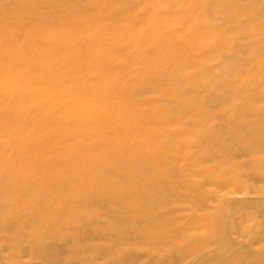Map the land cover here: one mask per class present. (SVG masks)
Returning a JSON list of instances; mask_svg holds the SVG:
<instances>
[{
	"label": "bare ground",
	"instance_id": "6f19581e",
	"mask_svg": "<svg viewBox=\"0 0 264 264\" xmlns=\"http://www.w3.org/2000/svg\"><path fill=\"white\" fill-rule=\"evenodd\" d=\"M242 1L244 0H209V4H205L200 0H174L164 6L166 11L163 10L164 7L161 10L158 8L159 12L154 16V20L160 25L161 35L151 32L153 30L148 26L140 27L139 30L145 31L146 38L155 42L164 37L168 51L162 54L160 50L147 53L153 66L158 69L147 68L145 77L159 80V74L162 72L160 70L164 66H170L172 78L179 81L184 77L186 83L191 85L192 79L188 70L190 66H196L198 54L205 51L206 57L210 58L216 50L214 45L218 39L215 37L217 33L211 21L206 19L208 11L214 10L220 20H223L228 13V7H232L230 14L238 17L239 11L243 15L248 11L242 9ZM258 2L264 3L262 0H253L251 4L257 5ZM160 4L162 2L159 6ZM59 12H64L65 17L61 25L45 23L44 16L55 17ZM90 15L93 25L84 28L88 38L80 43L77 49L87 46L91 53L96 54L98 44L103 38L117 35L122 37L126 32L124 24L121 29L118 23L104 22L101 3L98 0H0V38L7 37L11 41V46L7 47L0 40V264H164L161 255H157L163 254L169 243L175 240L174 228L181 219L175 216L169 206L164 207L166 210H161L160 204L165 195L176 196L174 190L169 192V186H178L176 170L178 173H181V170L165 157H168L170 152L174 153L177 143L182 142L186 135V129L182 126L186 121V109L191 114L187 122L198 120V114L193 109L190 111L195 99L193 100L194 97L188 90H182L172 96L173 105L178 107L181 101L184 103L180 104L179 108L173 106L169 115L160 110L161 116H165L166 120L169 118L172 127L175 126L169 138L160 139L162 142L153 145L150 152L159 151L164 154L165 159L162 162H153L146 169L141 166L140 159L134 156H128L119 167L108 159H102L101 168L105 169V173L110 177L104 178L101 174H96L98 165L90 160L98 151L89 146L87 127L84 128L83 137L77 141L72 138L71 132L56 136L40 131L52 115L59 116L62 120L68 119L64 111V97L55 98L47 89L50 86L48 82L54 83L66 78V65L70 68L71 58L68 57L69 62L64 65L55 61H43L36 71L33 70L29 85L16 83L25 89L23 98L13 93V84L4 82L1 75L2 71L18 72L35 55L48 57L51 55L47 53L50 51L49 43H59L68 49L76 47V43L67 36V29L75 27L72 24ZM19 17L31 24L28 32L32 33V38L28 42L19 37ZM249 19H255V16L251 15ZM65 27L67 29L63 30ZM139 30L136 32L138 38L141 33ZM260 30L264 33V26ZM255 38L258 39L257 36ZM34 43L37 44L36 48ZM181 49H188L193 55L189 54L190 56L183 60L179 59L180 55L179 61L177 54ZM244 50L234 48L233 53V58L237 61L232 67L237 70L239 76L244 73V68L239 70L242 67L240 55ZM106 51L107 49L105 56ZM255 51L263 54L264 45ZM174 59L179 62L175 63ZM43 64L46 69L42 67ZM47 71L55 76L49 77ZM251 74L258 76L264 83L263 64ZM41 83L47 92L44 96L39 90ZM153 83L152 90L164 103L168 90L157 82ZM31 96L33 99H28ZM233 96L238 99L236 103L243 118L237 128L239 136L227 138V133L222 128H217V131L223 139L225 138L224 145L227 148L233 145L239 154L250 151L251 162L253 159L261 170L264 167V123L260 120L264 119V92L253 93L247 100ZM85 102L81 100V109L78 111L83 114L84 110V114H90V118L83 120V124L90 122L91 118L94 119L91 115L95 112L93 107ZM222 103L221 95L210 94L208 104L211 105V115L213 114L214 118H226L228 110H216ZM183 108L185 113L181 112ZM180 112L181 116H184L178 118ZM100 118L93 120L98 132L105 128ZM206 120L203 121L204 124L207 123ZM164 121H161V124L163 122L165 125ZM28 127H32L34 135L26 134ZM247 136L252 137L248 139ZM129 140L130 135L117 136L110 144L118 147L121 154L127 155ZM36 147L39 149H35ZM185 154L182 151L181 156ZM120 158L121 155H118V159ZM244 166L245 171L249 172L248 161ZM116 169L121 172L120 175L125 178L126 184H133L135 188L132 191L113 189L106 193L97 190L96 187L105 182L106 185L119 182L114 180L117 176ZM84 170L86 173L80 177L81 171ZM255 176L243 175V180H252L256 184L264 182V177ZM202 178L205 186H212L216 179H219L213 171H202ZM217 187L223 192L231 189L229 183H222ZM239 190L234 193L250 194V191L244 193ZM260 219L264 223V213ZM161 226L166 229H161ZM236 227L241 228L242 225L238 224ZM108 243L112 248L105 247ZM242 243L239 242V249L243 247ZM249 243L256 248L255 256L264 257V230ZM186 245L192 249L199 247L193 240L188 241ZM223 261L228 262V258ZM261 262L263 261H254L253 264H262Z\"/></svg>",
	"mask_w": 264,
	"mask_h": 264
},
{
	"label": "rangeland",
	"instance_id": "374dc122",
	"mask_svg": "<svg viewBox=\"0 0 264 264\" xmlns=\"http://www.w3.org/2000/svg\"><path fill=\"white\" fill-rule=\"evenodd\" d=\"M98 1L101 3L104 22L118 23L121 29H123L121 25L126 26V32L122 37L117 35V37L103 38V41L98 44L99 48L96 54L91 53L87 46L77 49L78 45L88 38L87 30L84 28L93 25L91 15L83 20L79 19L80 22L72 24L75 27L63 29H67V36L76 43V47L68 49L59 43H49L50 51L47 53L51 55L45 56L46 58L35 55L18 72L2 71L4 82L12 83L13 93L23 98L25 89L16 83L29 85L33 70L36 71L44 63L43 61L47 63L55 61L64 65L68 64L67 60L70 57L72 62L69 64L70 68L66 65V78L59 79L54 83L48 82L50 86L47 89L48 93L55 98L64 97V111L68 119L62 120L61 117L52 115L40 131L46 135L56 136L71 132L72 138L77 141L83 137L84 128L87 127L86 132L90 136L89 146L98 151V154L92 155L90 160L98 165L95 169L96 174H101L104 178L105 176L109 177V174H106L105 169L101 168L102 159H108L119 167L123 165L128 156H134L140 159L141 166L146 169L153 162H162L168 158L175 163L174 166L180 167L181 173L176 170L178 186L175 188L172 185L169 186V192L174 190L176 196L170 197V194H167L160 204L161 210H166L164 207L169 206L175 212V216L179 217V220L181 219V222L178 221L174 228L178 232L177 234L175 232V240L169 243L163 254L157 255H161L163 263L253 264L254 261H263L261 262L263 264L264 257L255 256L256 248L254 249L249 241H252L264 230V223L260 219L264 213V182L259 184L252 180L245 182L243 175L254 174L255 177L263 178L264 167L260 170L253 159L251 162L250 151L246 150L245 154H239L235 146L227 148L224 145L225 138L221 137L217 128H222L227 133V138L238 137L240 132L237 128L243 118L240 115L238 103H236L238 99L233 95L247 100L253 93L264 92V87L259 85H264V83L258 76L251 74L256 68L259 69L261 64L264 66V53L260 55L255 51L264 45V36L262 35L264 33L260 30L264 26V3L258 2L255 5L251 4L253 0H244L241 2V7L248 10L244 15L239 11L238 17H234L235 14H230L232 7H228V13L223 20H220L214 10L208 11L206 19L211 21L217 33L215 37L218 39L214 45L216 50L210 58L206 57L205 51L198 54L199 60L196 66L192 65L188 70L192 79V83L189 85L184 77H181L182 80L179 81L172 78L169 72L170 66H164L160 70L162 72L159 74V80L148 79L144 75L147 68L158 69L157 66H153L147 53L160 50L162 54L167 53L168 49L165 46L164 37L159 38L156 42L152 39L149 40L146 38L145 31L139 30V28L148 26L152 28L151 32L159 35L160 25L154 20V16L158 14V8L161 10L166 4L173 3L174 0ZM200 1L209 4V0ZM160 2L162 4L159 6ZM163 10L166 11V7ZM251 15L255 16V19H249ZM43 18L45 23L49 22L55 25H61V21L65 19L64 12H59L55 17L47 15ZM17 19L20 21L18 24L20 25L19 37L28 42L32 38V33L28 32L31 24L26 20H21L20 17ZM201 27L203 28V26ZM138 30L141 32L139 38L136 35ZM255 36L258 37L257 40ZM0 40L3 45L11 46L9 38H0ZM36 47L37 44L34 43V48ZM234 48L245 49L240 55L242 67L239 70L244 68V73L242 72L243 74L241 73L240 76L237 75V70L232 67L237 61L233 58ZM189 54L193 55L188 49H181L177 54V60L186 59L190 56ZM178 57L180 58L178 59ZM174 61L176 63L180 60L174 59ZM168 63L171 65V60ZM228 63L229 65L233 63V65L228 67ZM42 67L46 69L44 64ZM47 72L49 77L55 76V74ZM153 81L168 90L164 103L161 97L152 90ZM216 85H218L217 88H215ZM39 90L43 96L46 95L43 83L39 86ZM182 90H186V92L188 90L194 97L193 100H195L192 102L190 111L193 109L198 114V120L187 122L191 114L183 108L181 112L187 113V116L182 115L186 119L182 124L186 129V135L182 138V142L177 143L174 153L170 152L169 156L165 157L159 151L150 152L153 145L162 142L160 139L169 138L175 125L172 127L171 122L168 121L169 118L166 120L165 116H161L160 110L164 111L162 113L165 115H169L173 106L176 105H173L172 96ZM212 93L223 97V103L219 104L216 110L221 111L223 108L228 110L226 118L217 119L213 114L211 115V105L208 104V101ZM28 99L33 98L31 96ZM81 100H85V103L95 110L91 117L99 119L102 116L100 119L104 124V130L101 131L98 128L100 131H97L93 118L90 122L83 124V120L87 118L89 120L90 114H84V110L83 114L78 111L81 109ZM180 104L184 103L181 101L176 107L179 108ZM181 112L178 118L182 117ZM139 113H141L140 116ZM103 117L106 118L103 119ZM205 120L206 124L203 122ZM161 121H164L165 125L163 122L161 124ZM260 122L264 123V119ZM176 123H178V119ZM26 131L29 136L35 134L32 127H28ZM109 132L111 133L109 134ZM157 132H159L158 135ZM126 135H130L131 140L127 142L128 153L127 155L123 153V158L120 149L112 146L110 141L117 136ZM250 137L252 136H247L248 139ZM35 149H39V147ZM182 151L186 153L184 156H181ZM118 155H121L123 160L122 158L118 159ZM262 155H264V150ZM247 161L250 165L249 172L245 171L244 166ZM116 171L117 176L114 180H119V182L117 181L114 185H106L105 182L96 189L102 193L113 189L132 191L135 186L130 183L126 184L125 178L120 175L121 172L117 169ZM202 171L209 173L213 171L219 179H216L217 182L215 181L214 185L205 186ZM84 173H86L85 170L81 171L80 177ZM222 183H229L231 189L225 192L218 189L217 186ZM238 190L241 192L250 191V194L236 195L234 192ZM238 224L242 227L237 228ZM162 228L166 229L165 226H161ZM190 240L197 243L199 247L188 248L186 244ZM240 241L243 242L241 249L238 247ZM105 245L107 248H112L109 243ZM227 258L228 262L223 261Z\"/></svg>",
	"mask_w": 264,
	"mask_h": 264
}]
</instances>
